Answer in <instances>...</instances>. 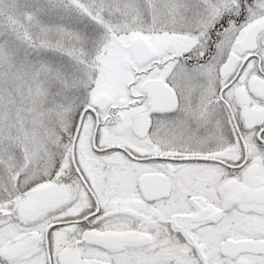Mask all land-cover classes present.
<instances>
[{"label":"snow or ice","instance_id":"snow-or-ice-1","mask_svg":"<svg viewBox=\"0 0 264 264\" xmlns=\"http://www.w3.org/2000/svg\"><path fill=\"white\" fill-rule=\"evenodd\" d=\"M0 264H264V0H0Z\"/></svg>","mask_w":264,"mask_h":264}]
</instances>
